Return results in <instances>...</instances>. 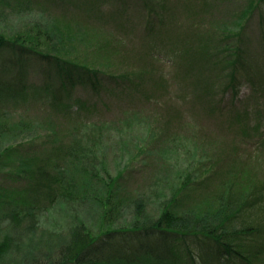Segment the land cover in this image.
Wrapping results in <instances>:
<instances>
[{"label":"rangeland","instance_id":"374dc122","mask_svg":"<svg viewBox=\"0 0 264 264\" xmlns=\"http://www.w3.org/2000/svg\"><path fill=\"white\" fill-rule=\"evenodd\" d=\"M251 1L128 0L129 4H122L118 0H5L10 6L7 16L0 20V33L15 37L23 35L22 26L31 23L45 27L56 24L66 35L81 34L90 47L91 42L104 37L103 33L112 32L124 49L126 70L134 75L143 67L149 71L148 77H153L142 88L127 85L123 99L104 118L113 131L106 133L102 152L110 171L115 175L119 172L124 178L118 198H112L110 204L115 209L106 215V196L110 192L107 188L97 200L65 199L42 215L32 219L23 216L19 219L22 225L15 228L2 223L0 264H31L30 261H40L39 257L42 262L56 264L57 247L72 242L77 232L93 239L102 228L141 226L145 216L151 218L146 224H151L162 216L161 205L167 204L175 192L172 189L189 172L195 182H203L207 171L212 172L203 186L193 189L192 204L199 203L193 213H187L193 223L201 212H218L220 203L231 193L243 189L247 195L258 184L264 187V93L255 92L244 83L239 98L235 100L229 93L225 112L218 111L221 91L229 77L215 69L218 61L213 58L218 53L219 40L211 32L220 29L233 39L247 18L246 39L257 41L260 17L258 11L249 18L257 8ZM92 3L97 8L102 6L93 12ZM152 12L160 13L162 18L151 16ZM89 25L92 27L87 28ZM235 43L238 46L239 39ZM75 45L61 47L57 52L65 51L67 57L73 58L93 56L84 44ZM136 51L143 57L138 65L131 60ZM147 54L155 57L146 58ZM40 67L39 63L32 65V74H40ZM45 108L48 109L40 102H35L33 109L10 106L14 115L10 126L22 116L37 121ZM47 134L42 127L20 125L6 131V143L0 148ZM223 156L231 161L217 170V161ZM4 169L0 171V195L4 189L25 185L24 177L17 172L21 167L15 165V171L11 167ZM222 191L223 195L215 198ZM137 198L147 206L135 204ZM3 203L0 199V213Z\"/></svg>","mask_w":264,"mask_h":264},{"label":"trees","instance_id":"16d2710c","mask_svg":"<svg viewBox=\"0 0 264 264\" xmlns=\"http://www.w3.org/2000/svg\"><path fill=\"white\" fill-rule=\"evenodd\" d=\"M119 1L129 4L128 0ZM251 2H255L257 8L251 9L249 18L258 11L260 17L261 28L257 41L246 39L247 18L244 25L243 22L240 24V33L233 39L229 38L226 31H211L219 40L218 53L213 58L218 61L214 63L215 69L229 77L228 84L221 91L220 113L225 112L229 93L232 92L237 100L244 83L250 84L255 92L264 93V0ZM93 4L90 8L93 12L102 6L97 8ZM9 6L5 0H0V20L7 16ZM150 15L162 18L158 12ZM103 25L109 23L103 22ZM91 27L89 25L87 28ZM22 30H25L23 35L15 37L0 33V147L6 143V131L19 128L20 125L35 129L42 127L48 134L29 142L20 141L0 148V171L10 167L15 171L13 167L17 165L21 167L17 172L25 181L22 187L7 188L1 193L0 199L4 203L0 225L8 222L6 224L10 229L12 226L15 228L22 225L19 219L23 216L32 219L42 215L55 209L65 199L74 202L87 198L97 200L107 188L110 192L106 196H109L106 215H109L115 209L111 206L112 198H118L124 178L121 173L115 175L110 171L109 162L102 152L106 133L113 131L104 118L117 105L116 102L123 99L122 96L128 90L127 85L133 89L142 88L151 82L153 75L148 77L149 71L143 67L134 75L126 70L123 65L126 58L124 49L121 50L119 38L112 32L103 33L104 37L91 42L89 47L81 34L79 37L66 35L56 24L45 27L36 22L22 26ZM236 39H239L238 46ZM81 43L93 56L73 58L67 57L63 53L65 51L57 52L61 47L72 48ZM136 53L131 60L138 65L143 57ZM153 56L147 54L146 58ZM38 63L41 66L40 74H32V65ZM35 102L48 107L37 121L22 116L20 121L10 126L14 118L9 111L10 106L33 109ZM118 106L123 107L121 104ZM51 140L55 143L49 146ZM229 161L231 158L223 156L217 161V170ZM210 173L211 170H208L205 176ZM206 177H203V182H195L193 173L182 176L177 187L172 189L175 192L171 199L167 204L163 201L160 207L162 216L152 220L151 224H146L151 218L144 215L146 221L141 226L129 229L102 228L93 239L77 232L71 238L72 242L57 247L59 252L54 262L264 264V187L258 184L247 195L243 189L231 193L225 202L220 203L218 212H201L193 223L192 218L187 217V213H193L195 204H199H192L193 189L203 186ZM141 200L134 203L147 206L148 203ZM39 260L30 262L55 264L49 260L42 262L40 257Z\"/></svg>","mask_w":264,"mask_h":264}]
</instances>
